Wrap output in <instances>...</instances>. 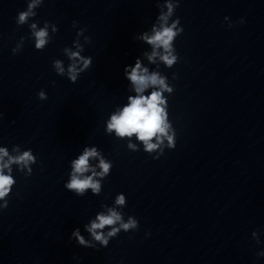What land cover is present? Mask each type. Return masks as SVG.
Returning a JSON list of instances; mask_svg holds the SVG:
<instances>
[{
  "label": "clouds",
  "instance_id": "9594fccd",
  "mask_svg": "<svg viewBox=\"0 0 264 264\" xmlns=\"http://www.w3.org/2000/svg\"><path fill=\"white\" fill-rule=\"evenodd\" d=\"M180 0H175V3L167 2V11H161L158 16L160 26L157 28L155 25L152 26V34L149 35L145 31L139 39L146 42L152 46L151 54L145 53L147 59L150 62H155L156 58L159 57L161 61L164 62L166 66L171 68L178 61V55L174 47V41L176 38L182 34L183 28L180 27V19H171L175 13L176 8L179 6ZM40 4V0H31L27 3V9L20 11L17 16V25H23L28 22L30 17L36 15L33 9L37 8ZM227 19V17H225ZM240 23H244L241 19ZM73 27H76V22L73 21ZM32 30V36L35 38V48L38 50H43L45 45L49 43V36L47 32V24L44 28L37 30V25L32 23L30 25ZM56 31V29H53ZM87 31L86 28H81L76 33V36H80ZM87 42H91L90 37H85ZM78 51H71L65 48L64 51L72 61V63L67 68V77L72 82L75 83L80 75V73L87 70L92 65V57L80 56V51H83V47L77 42L75 45ZM163 50L162 52L159 50ZM15 53V50H13ZM76 61L82 64V67L78 68ZM53 68L58 75H65V68L60 60H55L53 62ZM124 74L126 78L131 82L134 87L135 96L128 97V103L120 110L111 115L110 120L107 123V131L114 132L118 137H132L135 136L136 139L143 144V150L149 154H152L154 150L160 147L163 143V138L167 137L169 149H174L176 146L175 133L173 135H168V129L171 125L167 122L168 116L165 110V105L167 100L164 97V92H172V88L168 87L165 78L162 77L158 72H151L147 67H143L141 61L136 59L134 66L128 65L124 68ZM150 87L153 90L149 95H143L146 89ZM38 98L40 100H46L47 95L43 90L38 92ZM2 115V114H0ZM153 138H156L157 143H153ZM128 147L130 149L136 150V145L129 143ZM14 151H18V148H14ZM7 157V160H5ZM100 157L99 152L95 147L85 148L83 154L77 159L72 161V172L69 182H67L64 187L67 190H71L77 196H84L87 189H91L93 193H99L100 182L94 181V176H105L109 173L112 165L106 162L103 158H100L98 167L101 172L97 173L95 169H91L92 175L86 176L85 173L90 171V158ZM158 158V156L154 157ZM36 156L33 155L32 151H24L16 156L9 155L6 147H0V200L4 201L2 208L8 207V200L12 186L16 183L13 176L11 175V165L16 164L22 166L23 168H28L30 163L36 162ZM7 170V174L5 173ZM31 171V169H29ZM115 203L117 205H125V196L123 194L116 197ZM119 223V227H114ZM138 221L133 217H129L128 221L125 223L122 220V216L114 209H109L108 214H99L90 225L86 226V230L91 234L95 241H98L101 246L107 247L109 244L108 237H115L121 229L124 232H128L130 229L137 228ZM106 226L111 227V230L107 233L105 237L102 231ZM75 237L76 241L80 246L85 248L95 247L88 240L80 234L79 228L74 230L71 234ZM256 232H253V236ZM258 257H264V251L257 253Z\"/></svg>",
  "mask_w": 264,
  "mask_h": 264
}]
</instances>
